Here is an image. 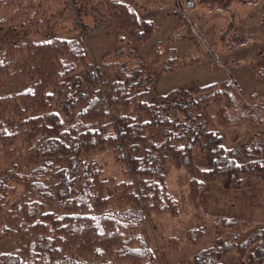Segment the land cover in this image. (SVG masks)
<instances>
[{
  "label": "trees",
  "instance_id": "obj_1",
  "mask_svg": "<svg viewBox=\"0 0 264 264\" xmlns=\"http://www.w3.org/2000/svg\"><path fill=\"white\" fill-rule=\"evenodd\" d=\"M0 5L21 11L30 23V7L23 0H0ZM107 12L122 33L119 42L145 43L151 37L153 22L140 20L128 4L114 1ZM120 51L104 54L95 65L86 60L81 37L0 47V89L19 53L26 54L23 73L29 81L16 97L0 98L1 156L9 159L24 146L28 151L22 170L0 173V237L19 244L15 251L0 252V264H157L150 218L178 212L164 175L169 162L186 171L197 210L207 183L240 189L245 174L264 178V138L226 147L213 116L202 112L212 102L225 123L263 122L257 107L243 104L233 81L157 94L152 65L159 74L191 69L199 56H181L174 49L163 53L156 42L147 51L148 67L124 71L125 63L107 60ZM113 68H119L122 79L102 74ZM7 116L11 124L3 122ZM109 146L128 181H116L96 159L82 157ZM196 146L204 152V167L195 163ZM13 179L23 181L26 191L6 206ZM49 201L54 210L46 208ZM242 223L215 220V244L196 249L192 264H223L222 255L232 249L246 264H264V226L241 235ZM203 230L204 223L187 231L191 245Z\"/></svg>",
  "mask_w": 264,
  "mask_h": 264
},
{
  "label": "rangeland",
  "instance_id": "obj_2",
  "mask_svg": "<svg viewBox=\"0 0 264 264\" xmlns=\"http://www.w3.org/2000/svg\"><path fill=\"white\" fill-rule=\"evenodd\" d=\"M114 1L128 4L140 20L153 22V33L145 43L118 41L122 33L116 29L107 12L109 3ZM23 4L30 7V23L21 11L14 13L11 7L0 5V20H3L0 47L22 41L81 37L88 62L96 65L104 54L116 55L122 48L117 58L107 60L121 66L125 63V69L121 70L130 71L132 66L144 69L150 65L147 51L158 42L163 53L174 49L181 56H199L200 61L194 68H177L163 74H159L157 66L152 65L158 74L154 92L165 94L173 88L191 90L195 86L231 80L235 90L242 95L243 104L257 107L264 115V0H23ZM26 65V54H17L3 78L5 85L0 89V98L7 95L16 97L29 86L23 73ZM102 74L113 80L122 79L119 68L102 70ZM72 76L63 80L69 81ZM216 110L217 106L209 102L203 106L202 112L213 116L215 129L224 138V146L247 144L257 136L264 138V121L225 123L217 117ZM10 120L9 116L3 118L5 124H11ZM27 153L24 146L9 159L0 154V173L22 170ZM82 157L96 159L102 164L105 174L116 181L129 180L128 173L115 160L110 146ZM194 160L199 167L205 166L204 152L199 146L195 147ZM164 175L171 195L178 202V212L176 215L153 214L150 218L151 228L154 226L150 234L157 264H192V254L196 249L215 244L213 222L221 217L243 222L238 227L241 235L264 226V178L261 175L245 174L240 189H225L219 181L207 183L197 199L199 213L191 200L186 171L169 162ZM9 187L11 192L6 206L18 201L26 191L19 179H13ZM46 208L54 210L53 203L49 201ZM198 214L201 218L197 217ZM203 223V235L195 245H191L187 231ZM18 247L14 238L0 237V252L15 251ZM221 260L223 264H246L235 249L224 253Z\"/></svg>",
  "mask_w": 264,
  "mask_h": 264
},
{
  "label": "water",
  "instance_id": "obj_3",
  "mask_svg": "<svg viewBox=\"0 0 264 264\" xmlns=\"http://www.w3.org/2000/svg\"><path fill=\"white\" fill-rule=\"evenodd\" d=\"M188 3V2H187ZM189 4V3H188Z\"/></svg>",
  "mask_w": 264,
  "mask_h": 264
}]
</instances>
